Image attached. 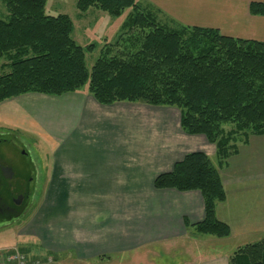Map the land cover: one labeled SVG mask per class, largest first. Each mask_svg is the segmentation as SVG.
Listing matches in <instances>:
<instances>
[{"label":"trees","instance_id":"16d2710c","mask_svg":"<svg viewBox=\"0 0 264 264\" xmlns=\"http://www.w3.org/2000/svg\"><path fill=\"white\" fill-rule=\"evenodd\" d=\"M48 0H6L0 20V102L27 94L62 96L86 86L101 105L142 103L174 108L189 136H204L216 147L219 165L237 152V143L264 135V43L223 35L218 29L172 27L136 0H78L112 17L132 9L123 31L107 44L90 71L86 52L73 38L68 15L48 16ZM250 13L264 16V2ZM6 62L5 64H2ZM233 126L226 129V126ZM158 190L199 191L205 218L198 233L220 239L230 227L216 216L227 194L220 171L205 152H192L155 180ZM230 264H264V238L238 248Z\"/></svg>","mask_w":264,"mask_h":264},{"label":"crops","instance_id":"0c3cea01","mask_svg":"<svg viewBox=\"0 0 264 264\" xmlns=\"http://www.w3.org/2000/svg\"><path fill=\"white\" fill-rule=\"evenodd\" d=\"M136 2L141 8L154 9L159 18L172 27L183 25L218 29L225 36L264 43V16H254L250 13L252 3H262L264 0H136ZM92 10L91 8L81 15H88ZM76 93L52 97L65 96V99L69 97L77 99L79 95H74ZM85 93L88 98L87 102L83 103L78 125L63 138L53 139L55 144L50 153V186L52 189L82 190L80 193L83 204L91 201L92 197L103 200L101 202L105 204H119L124 212L119 223L131 221L136 228L131 225L133 232L131 235L109 232V235L111 234L109 244H106V232H92L91 227H96L85 220L77 225V228L84 232L37 231L18 232V235L40 240L41 248L48 250L51 258L71 249H76L81 258L90 259L101 257L106 252H121L124 249L139 251L161 245L168 253H176L175 251L180 250L181 255L186 254V257L178 260V264H230V257L234 253L230 255L228 251L218 246L206 250L202 248L206 239L196 228V224L205 218L202 194L199 191L158 190L154 185L159 175L171 172L175 164L182 161L187 154L207 153V149L213 146L212 152L207 153L211 158L216 153V147L209 144L204 136H189L180 127L182 135L193 141L192 144L196 140L200 142L195 150L188 151L180 158L171 154L155 156L154 150L140 151L133 148V140L128 139L129 135L126 139L122 135L118 136L114 122L98 120L96 123L93 113L96 115L107 113L108 109L115 106L126 107L142 103H115L106 106L99 104L89 92ZM90 123L95 126L96 132L103 125L104 134L91 135L92 140L82 135L86 125L92 126ZM248 157L254 160L249 161ZM245 158L249 163L243 161ZM216 167L220 171L227 194L226 200L218 203L216 209L217 219L230 227L231 235L224 239L241 241L245 238H253L255 241L252 243L262 240L264 238V135L241 138L237 143L236 154L223 165L217 163ZM35 172V183L38 188V183L44 182L45 174L43 177L38 176L37 165ZM87 190L95 191L86 193ZM87 194L92 196L88 198ZM36 199H38V189ZM63 199H66V204L70 201L68 194ZM68 207L67 205L69 211ZM68 211L64 212L63 209L64 214ZM118 212L119 209H116V213ZM59 213L58 207L52 209V216ZM56 221L58 224L54 227L58 228L66 220ZM103 225L105 224L101 226ZM129 237L131 240L126 242ZM238 244L243 245H238L237 249L250 243ZM173 247L177 250H172ZM13 248L21 251L19 245L9 247V249ZM153 253H155L154 249ZM53 258L56 261L55 257Z\"/></svg>","mask_w":264,"mask_h":264},{"label":"rangeland","instance_id":"374dc122","mask_svg":"<svg viewBox=\"0 0 264 264\" xmlns=\"http://www.w3.org/2000/svg\"><path fill=\"white\" fill-rule=\"evenodd\" d=\"M77 2L78 0H48L45 12L48 16L68 15L74 24V40L85 48L90 45L95 46L94 50L86 52V65L91 71L96 61L101 57L105 46L115 41L116 37L123 31L126 21L134 12L132 9H128L122 16L112 17L103 11L92 8L93 10L88 15H81V12L77 9ZM143 8V11H148ZM151 11L158 15L154 9H151ZM7 17L6 0H0V20ZM8 71L2 68L0 74ZM86 91L88 92L87 86L83 91L74 94L79 95L77 99L71 97L65 99V96L56 98L40 94H28L25 97H19V99L0 102V132H10L22 139L25 145H29L28 147L32 149V152L29 151L35 164L37 162L38 176L43 177L45 174L44 182L40 181L38 183V199L34 201L31 212L18 220L19 222L17 221V223L7 228H0V251H3L4 248L9 249V247L19 245L21 252L30 261L40 260L43 262L42 264H178V260L186 257V254L181 255L180 250L175 251L177 254L174 252L168 253L161 245L151 246V249L139 251L124 249L121 252H106L101 257L90 259L81 258L76 249H71L65 253L56 254L53 256L56 261L52 257L53 261L50 252L41 248L40 240L18 235V232L37 231L84 232V230L81 231L77 228L82 220L96 227H91L92 232H106V244H109L111 240L109 232H123L129 235L133 233L131 228L135 224L132 225L131 221L119 223L120 217L124 214L123 207L119 204H105L101 202L103 200H96L94 197L90 199L91 201L83 204L80 193L82 190L52 189L50 186V153L51 149L54 148V140L63 138L78 125L83 103H86L88 98ZM67 100L68 102H66ZM179 117V112L175 109L151 108L144 104L126 107L115 106L108 109L107 113L102 112L97 115L93 113V119L96 123H98V120H110V122L115 123L118 136L122 135L126 139L129 135L128 139L133 140V148L140 151L142 149L145 151L154 150L155 156L171 154L176 158L182 157L188 151L195 150L200 143L196 140L192 144L193 141H189V138L182 135ZM103 127L102 125V128L96 132L95 126L86 125L82 130V135L89 138L92 137L91 135H103L105 132ZM232 127L229 125L226 126V129ZM101 140L99 141L102 142ZM211 148L214 147L208 148L207 153L212 152ZM248 158L249 161L254 160L250 159L251 157ZM211 159L217 165L218 160L215 153L211 156ZM243 161L249 163L246 158ZM92 191L95 190H87L86 193H92ZM67 194L70 199L68 204H66V199H63ZM91 196L87 194L86 197L90 198ZM56 207L60 209V213L52 216V209ZM63 209L64 212L68 211L69 213L64 214ZM116 209H119L118 213H116ZM56 220L66 221L56 228L54 227L58 224ZM102 224L105 225L101 226ZM121 228L122 231H120ZM204 239L206 241L202 245L203 250L218 246L228 251L230 255L237 250L238 245H243L238 243H252L255 241L253 238L228 241L229 239L221 240L213 236L207 238L205 236ZM130 240L129 237L126 242ZM153 249L155 253H153ZM174 249L177 250L173 247L172 250Z\"/></svg>","mask_w":264,"mask_h":264},{"label":"flooded vegetation","instance_id":"af4514ba","mask_svg":"<svg viewBox=\"0 0 264 264\" xmlns=\"http://www.w3.org/2000/svg\"><path fill=\"white\" fill-rule=\"evenodd\" d=\"M29 150L30 148L14 134L0 132V162L7 165V171H4V173L9 172V177L7 176L8 180L4 186L2 185L0 191V200L2 202L9 201L18 212L25 209L20 218L11 223L7 222V224H3L0 227L1 229L17 223L18 220L25 217L33 208L37 187L35 183L33 188L31 180L32 169L35 171L36 165L30 153L31 150ZM22 180L26 181V183ZM0 213V223L9 220L13 214L2 207H0Z\"/></svg>","mask_w":264,"mask_h":264},{"label":"water","instance_id":"95a60500","mask_svg":"<svg viewBox=\"0 0 264 264\" xmlns=\"http://www.w3.org/2000/svg\"><path fill=\"white\" fill-rule=\"evenodd\" d=\"M29 156V154H28ZM7 165L6 164H3L2 162H0V191H1V188H2V185L4 186L6 184V181L8 180L7 179V176L9 177V172H5L4 171H7ZM6 174V176H5ZM35 180H36V172L32 169V180H31V183L33 185V188H34V185H35ZM24 183H26V181L22 180ZM0 207L4 208L6 211L8 212H12V216L10 217L9 220H5L4 223H0V227L3 226V224H7V222L11 223L12 221L20 218V216L25 212V209L24 210H21V211H17L11 204L9 201H6V202H2L0 200ZM1 214V213H0Z\"/></svg>","mask_w":264,"mask_h":264},{"label":"built area","instance_id":"2783aa9c","mask_svg":"<svg viewBox=\"0 0 264 264\" xmlns=\"http://www.w3.org/2000/svg\"><path fill=\"white\" fill-rule=\"evenodd\" d=\"M51 260V259H49ZM40 260L30 261L28 257L18 249L0 251V264H42Z\"/></svg>","mask_w":264,"mask_h":264}]
</instances>
